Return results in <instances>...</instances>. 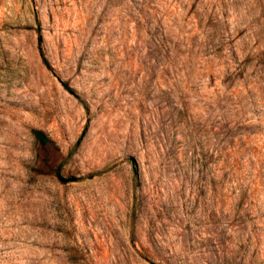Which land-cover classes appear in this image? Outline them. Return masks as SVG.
I'll return each mask as SVG.
<instances>
[{"label": "rangeland", "instance_id": "rangeland-1", "mask_svg": "<svg viewBox=\"0 0 264 264\" xmlns=\"http://www.w3.org/2000/svg\"><path fill=\"white\" fill-rule=\"evenodd\" d=\"M0 264H264V0H0Z\"/></svg>", "mask_w": 264, "mask_h": 264}, {"label": "trees", "instance_id": "trees-1", "mask_svg": "<svg viewBox=\"0 0 264 264\" xmlns=\"http://www.w3.org/2000/svg\"><path fill=\"white\" fill-rule=\"evenodd\" d=\"M43 61H44V63H45L44 58H43ZM32 133H33V136H34L36 139H38L40 142H44V141H45L44 134H43L41 131H39V130H33Z\"/></svg>", "mask_w": 264, "mask_h": 264}]
</instances>
